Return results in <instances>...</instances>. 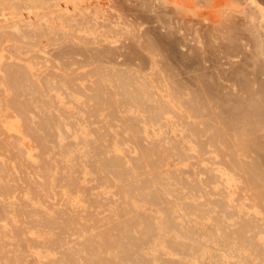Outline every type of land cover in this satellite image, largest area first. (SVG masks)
Here are the masks:
<instances>
[{"label": "bare ground", "instance_id": "bare-ground-1", "mask_svg": "<svg viewBox=\"0 0 264 264\" xmlns=\"http://www.w3.org/2000/svg\"><path fill=\"white\" fill-rule=\"evenodd\" d=\"M184 1L1 6L0 264H264L255 9Z\"/></svg>", "mask_w": 264, "mask_h": 264}, {"label": "rangeland", "instance_id": "rangeland-1", "mask_svg": "<svg viewBox=\"0 0 264 264\" xmlns=\"http://www.w3.org/2000/svg\"><path fill=\"white\" fill-rule=\"evenodd\" d=\"M3 1H4V0H3ZM3 1H2V2L0 1V2H1V3H0V4H1V5H0V8H2V7H1L2 5H3V6H6V7L9 5L8 7H10V11L12 10L11 7H12L14 4H15L16 6L21 5V3H20V4H17V3L20 2V0H19V2H16L17 0H16V1L14 0V1H15V2H13L14 4L11 3L13 0H12V1L10 0L9 3H7V1H9V0H6L5 2H3ZM23 1H24V0H21L22 4L24 3ZM182 1H184V0H182ZM187 1H188V0H186V1H184V2H187ZM190 1H191V0H190ZM192 1H195V0H192ZM192 1H191V2H192ZM197 1H201V2L198 3ZM197 1H196L197 4L195 3L194 5H200V6H201V5L207 6V5H208V4H202V3H203L202 0H197ZM243 1H244V0H240V2L243 3V4H242V7L244 6V7H246V9H249V10H246V12H250V11H253V9H255L256 11L254 10V13L257 12L258 14H257V13H256V14L259 15V12H258V10H257L256 8H254L253 6L251 7V5H247V4H249L248 0H245L244 2H243ZM206 2H208V0H207ZM206 2L204 1V3H206ZM6 3H7V4H6ZM246 3H247V4H246ZM258 3H259V4L262 3L263 5H262V4H261V5L264 7V1H263V0H258ZM244 4H245V5H244ZM15 5H14V6H15ZM246 5H247V6H246ZM248 6H250L252 9H251L250 7H248ZM8 7L6 8L7 10H9ZM201 7H202V6H201ZM3 8H5V7H3ZM14 9H15V8H14ZM14 9H13V10H14ZM250 9H251V10H250ZM17 10H19V9H17ZM201 10H205V9H201ZM15 11H16V9H15L14 11H12L13 14H15V13L17 12V11L15 12ZM12 12H7V16H12V15H10V13L12 14ZM250 13H251V12H250ZM250 13H248V15H250ZM254 13L252 12L251 14H254ZM18 14H19V13H18ZM245 14H246V13H245ZM22 15H24V12H23V14L21 13V16H22ZM248 15H247V14L244 15V16L239 15L240 18H237V19H238V20H240V19L242 20V19H243L242 17L246 18V16H247V18H249ZM257 15L254 14V15L250 16V17H252L251 20L246 18L245 20L243 19L242 21H241V20H240V21H237L238 23L235 22V29H236V26L238 25V26H237V28H238V29H237V30H238V33H239L240 31H241V33H242V32H244V33L247 32V33L245 34L246 37H249V36H247V34L249 35L250 32H251L252 30H254V31H252L253 33H255V32H257V31L259 30L258 33H255V34H257V35H255V34H253V33L250 34V36L255 35V36L253 37V38H255V40L250 39L251 37L249 38L250 40L255 41L254 43L257 42V41H256L257 39H259V42H260V41L263 40V38H264V30H263V29L261 30V28H259L260 26H257V24H256V22H258V20H259V19H257V17H258ZM239 16H238V17H239ZM22 17L24 18V16H22ZM259 17H260V16H259ZM254 18H255V19H254ZM237 19H236V20H237ZM252 19H253V21H252ZM256 19H257V20H256ZM5 21H6V23H11L12 20H11L10 18H9V20H8V19H7V20H3V21L0 20V22H2V23H4ZM250 21H251V22H250ZM259 22H260V20H259ZM259 22H258V23H259ZM249 23H250V24H249ZM253 23H255V24L253 25ZM236 24H237V25H236ZM247 25H248V26H247ZM253 26L256 27L257 29H256V28H253ZM242 27H243V28H242ZM250 27H251V28H250ZM243 29H245V30H243ZM246 29H247L248 31H246ZM250 30H251V31H250ZM262 31H263V32H262ZM235 32H236V30H235ZM241 33H240V34H241ZM234 34H236V33H234ZM240 34H237V35H240ZM259 34L262 35V36H258ZM240 36H243V33H242ZM256 36H257V37H256ZM234 37H235V38H234ZM258 37H259V38H258ZM260 37H263V38L260 39ZM232 38H234V40H235V39L237 38V36H234V35H233V36L231 37V39H232ZM237 39H238V38H237ZM259 42H258V43H259ZM258 43L255 44V46H257V47L255 48V46H254V47L252 48V51H255V53H257V54H260V53L262 52V50H263V54L261 53V54L259 55L260 59L258 58V55L256 54L258 59L256 58V60H254V61H257L256 63H258V64H255L253 61H251V63H252V64H255V66L258 65L256 68H257V69H261V70H258V71H260V72H264V68H261V67H264V64H263V63H264V61H263V59H264V46L262 47V45H261L260 43H259V44H258ZM261 43H264V40L261 41ZM260 45H261V46H260ZM263 45H264V44H263ZM253 49H254V50H253ZM261 64H262V65H261ZM260 65H261V66H260ZM259 67H260V68H259ZM261 79H263V80H261L260 82L264 81V76H263ZM262 83L264 84V82H262ZM263 84H262V85H263ZM262 87H263V86H262ZM263 89H264V88H263ZM263 91H264V90H263ZM263 98H264V92H263ZM255 149H256V152L258 151L260 154H262V155L264 154V153H263L264 151L261 150V146H259V147L257 146ZM262 159H263L262 162H264V157H262ZM184 164H185V163H184ZM180 166L183 167V163H180ZM172 167H173V166H172ZM173 168L175 169V167H173Z\"/></svg>", "mask_w": 264, "mask_h": 264}]
</instances>
